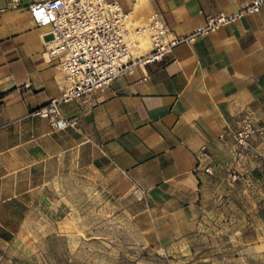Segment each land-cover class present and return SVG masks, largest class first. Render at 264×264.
Returning <instances> with one entry per match:
<instances>
[{
	"label": "crops",
	"instance_id": "crops-1",
	"mask_svg": "<svg viewBox=\"0 0 264 264\" xmlns=\"http://www.w3.org/2000/svg\"><path fill=\"white\" fill-rule=\"evenodd\" d=\"M37 1L0 0V264L17 262L32 212L49 200L54 168L70 163L92 170L111 198L129 203L145 236L141 246L188 247L165 264H264V167L219 138L246 116L264 126V5L178 46L162 65L116 79L95 94L93 107L62 105L64 123L53 126L33 111L67 82L44 54L50 29L32 19ZM109 1L130 12L134 25L159 15L178 36L252 2ZM253 146L264 150V141ZM231 172L241 180L232 183ZM208 230L222 236L205 241L200 233Z\"/></svg>",
	"mask_w": 264,
	"mask_h": 264
},
{
	"label": "built area",
	"instance_id": "built-area-1",
	"mask_svg": "<svg viewBox=\"0 0 264 264\" xmlns=\"http://www.w3.org/2000/svg\"><path fill=\"white\" fill-rule=\"evenodd\" d=\"M263 5L264 0H252L238 14L222 11L210 15L206 24L194 33L178 36L159 15L151 17L144 25H134L131 13L117 1H37L29 7L32 19L36 26L50 29L46 34L44 54L50 61H56L55 66L65 76L67 86L59 97L51 98L45 106L33 111V115L60 126L64 123L62 105L81 102L93 107L95 94L109 88L116 79L133 75L138 67L164 64L178 46L191 45L201 35L215 32L247 13L259 12ZM143 36L149 40L147 53L141 51L140 38ZM219 138L233 141L238 157L252 153L264 167V150L253 146L255 138L264 141V126H257L252 117L242 118L237 129L227 125ZM207 150V146L202 147V154L206 155ZM205 172L213 174V168L207 167ZM228 178L236 183L242 175L231 172Z\"/></svg>",
	"mask_w": 264,
	"mask_h": 264
},
{
	"label": "rangeland",
	"instance_id": "rangeland-1",
	"mask_svg": "<svg viewBox=\"0 0 264 264\" xmlns=\"http://www.w3.org/2000/svg\"><path fill=\"white\" fill-rule=\"evenodd\" d=\"M46 192L49 200L32 212L31 236L14 264H165L189 251L141 246L145 236L138 218L127 212L129 203L111 198L90 169L56 166ZM200 234L205 241L222 236Z\"/></svg>",
	"mask_w": 264,
	"mask_h": 264
},
{
	"label": "bare ground",
	"instance_id": "bare-ground-1",
	"mask_svg": "<svg viewBox=\"0 0 264 264\" xmlns=\"http://www.w3.org/2000/svg\"><path fill=\"white\" fill-rule=\"evenodd\" d=\"M140 41H141L143 46H147V44H148V47L150 46L149 45V40H148V38L146 36L141 37Z\"/></svg>",
	"mask_w": 264,
	"mask_h": 264
}]
</instances>
